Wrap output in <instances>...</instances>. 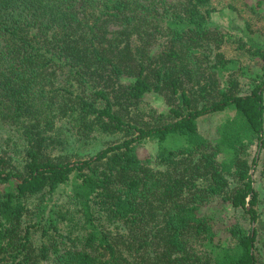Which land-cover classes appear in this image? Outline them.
<instances>
[{"label":"trees","instance_id":"16d2710c","mask_svg":"<svg viewBox=\"0 0 264 264\" xmlns=\"http://www.w3.org/2000/svg\"><path fill=\"white\" fill-rule=\"evenodd\" d=\"M249 9L224 29L214 0H0V264H264Z\"/></svg>","mask_w":264,"mask_h":264},{"label":"rangeland","instance_id":"374dc122","mask_svg":"<svg viewBox=\"0 0 264 264\" xmlns=\"http://www.w3.org/2000/svg\"><path fill=\"white\" fill-rule=\"evenodd\" d=\"M256 2L257 0H214V6L217 8V13L214 14V23L218 26H222L224 29H227L231 22L240 25L242 24V16L250 17L251 15L249 4H254ZM227 54L233 57L242 56L234 50V47L227 49ZM242 59L247 61V58L244 56H242ZM248 63H250V61H248ZM229 115L230 113H225L201 119L199 123L201 133L206 136H214L217 126ZM157 150V143L146 142L141 148V153L145 156L151 155L155 157ZM253 178L256 190L259 192L260 197L264 199V172L261 166L254 172Z\"/></svg>","mask_w":264,"mask_h":264}]
</instances>
